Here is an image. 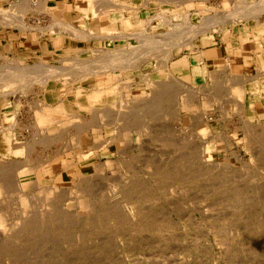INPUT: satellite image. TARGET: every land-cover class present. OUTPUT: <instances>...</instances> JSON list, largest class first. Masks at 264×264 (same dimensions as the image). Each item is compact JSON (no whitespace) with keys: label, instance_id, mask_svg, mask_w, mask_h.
I'll return each mask as SVG.
<instances>
[{"label":"rangeland","instance_id":"obj_1","mask_svg":"<svg viewBox=\"0 0 264 264\" xmlns=\"http://www.w3.org/2000/svg\"><path fill=\"white\" fill-rule=\"evenodd\" d=\"M17 1L8 0V3L23 19L6 15L10 22L6 16L3 18L11 25H18L19 21L23 26L25 13L18 10L26 0ZM46 1L41 5L35 3L37 6L32 8L47 7L43 6ZM92 1L89 3L91 25L82 31L68 24L76 32L81 31L77 36L70 35L74 40L72 46H61V37L56 31L58 44L50 53L44 45L45 55L31 60L0 55V75H3L0 79L7 82L0 88V167L6 169L0 168V173L3 172L0 174V264H264V102H256L259 97L264 100V81L240 71V75L233 76V71L226 70L230 75L221 72L192 84L169 72L179 55L192 50L198 36L220 30L228 33L240 23L252 26L264 23V8L255 17L249 12L237 22L216 23L221 13L234 12L241 2L252 7L255 6L252 3H258L257 7L261 0H229L227 8L223 7V0L187 3L170 0V4L143 0V5L153 7L146 14L136 12L130 4L132 0H121L120 15L115 11L118 6L115 0L98 1L95 8ZM61 22L65 23L58 21ZM199 23L209 28L201 29L192 44L181 47L178 55L172 56L173 36L163 41L149 40L153 34L174 32L175 26L191 27ZM104 33H114L116 39L86 40L87 34ZM144 34H147L145 38ZM76 39H83L86 45L76 46ZM102 51L106 53L101 57ZM154 52H158L156 56ZM108 65L117 70H107ZM131 66H138L137 71L124 68ZM31 72L38 73V81L36 75H29ZM17 75L24 78L26 88H12L21 82ZM252 79L259 86L247 92L245 83ZM173 81L178 84L173 85L175 88ZM163 83L165 88H158ZM218 83L220 87L227 85L224 91ZM63 89L68 96L72 92V98L85 107L104 108L90 114L86 108L65 106L61 101L65 96ZM94 89L102 95L99 101L91 98ZM168 91L175 95L170 97L173 93ZM160 94L168 103L157 97ZM146 100L153 103L152 107L144 104ZM162 105L164 110H160ZM47 109L55 121L42 118V122L50 124L44 132L38 118ZM117 119L122 120L118 123ZM78 124L82 125L80 129ZM47 135L53 143L47 141ZM50 187L55 192L50 193Z\"/></svg>","mask_w":264,"mask_h":264},{"label":"crops","instance_id":"obj_2","mask_svg":"<svg viewBox=\"0 0 264 264\" xmlns=\"http://www.w3.org/2000/svg\"><path fill=\"white\" fill-rule=\"evenodd\" d=\"M23 1L19 0L16 3H22ZM90 1L47 0L45 10L38 6L35 9L32 8L25 12L24 21L32 28L22 26L21 24L11 25L8 22L9 20H5L3 15H9V18L15 17L18 19H21L23 16L16 14L10 9L11 6L8 0L1 1L0 55L18 57L21 60H31L39 55H45L44 45L48 47L47 51L50 53L49 36H51L50 32L61 28L57 27L58 21H64L65 24H73L80 29H85L87 25H91L90 22L93 23L89 6ZM98 1L104 2L108 0H93L92 2L94 4L92 7ZM115 1L116 5H118L115 10L116 14L120 15L122 12L120 13L119 4H122V2L121 0ZM33 2L39 4L42 0H33ZM143 2V0H132L130 4L136 9V12L151 13L150 11L153 10V7L151 5L147 6V4L143 5ZM38 27H42V30ZM225 30H228V28ZM225 30L223 31L226 32ZM59 34V37H61V46L68 48L74 44L72 36L64 31L62 33L59 32ZM75 45L78 47L84 46L86 42L83 39H77ZM192 50L183 52L175 60L178 64L174 67V73L186 82L197 84L203 78L211 75L217 76L218 72L223 71L227 76L228 74L230 75V72L226 70L234 71L236 74L232 72L231 75L233 76L240 75L238 73L239 71L243 75H253L255 77L257 75L255 79L264 81V73H262L264 72V23L256 26L248 25V23H240L231 28V30L229 29L228 33H222L221 31L198 37L194 40ZM222 64L223 67H220ZM224 67L226 69H223ZM257 71L259 74H257ZM245 86L247 92H253L254 88L256 89L258 87V84L252 79L248 80ZM1 111L2 109H0V117ZM5 121L6 119L2 122Z\"/></svg>","mask_w":264,"mask_h":264},{"label":"bare ground","instance_id":"obj_3","mask_svg":"<svg viewBox=\"0 0 264 264\" xmlns=\"http://www.w3.org/2000/svg\"><path fill=\"white\" fill-rule=\"evenodd\" d=\"M43 1V0H42ZM149 1V0H148ZM184 2H190V0H183ZM224 1V4H223V7H225V8H227V6H228V3L227 2H229V0H223ZM261 1H263V0H261ZM261 1H259V5L256 7V4H258V3H252L253 5H255V6H250V4L249 3H242L241 2V6H240V8L239 9H236V10H233L234 12H223V13H221L220 14V18L218 19L217 18V21H216V23H218V24H223V23H227V22H237V20H238V18L239 17H241V16H244L245 15V13H249V12H253L254 13V17H255V14H257L258 12H259V10L260 9H262V8H264V2H262L261 3ZM33 2V1H32ZM30 3V2H28L27 0L21 5L22 7L20 8L19 7V10L18 11H20V12H24L25 13V10L27 9H32V7L34 6V5H36L37 6V4H35V3ZM107 2V1H106ZM111 2V1H110ZM162 2H168L169 4H170V0H162ZM195 2V1H194ZM119 3V2H118ZM159 3H160V1H159ZM203 3V2H202ZM40 4V3H39ZM42 4V3H41ZM40 4V5H41ZM180 4H182V3H180ZM191 4V3H190ZM240 4V3H239ZM243 4V5H242ZM109 5V4H108ZM108 5L106 4L105 6L106 7H108ZM149 5V4H148ZM174 5V4H173ZM19 6V5H18ZM43 6H46V3H44L43 4ZM99 6V5H98ZM97 6V7H98ZM123 5H121L120 6V10H121V7H122ZM126 6V5H125ZM175 6V5H174ZM195 6V5H194ZM204 6V5H203ZM113 7V6H112ZM118 7V6H117ZM127 7V6H126ZM125 7V8H126ZM173 7V6H172ZM176 7V6H175ZM188 7H189V5H188ZM201 7V6H200ZM95 8V7H94ZM103 7H101V10H103L102 9ZM124 8V7H123ZM202 8V7H201ZM225 8H224V10H225ZM33 9H35V8H33ZM46 9V7H44V9L43 10H45ZM213 9H214V7H213ZM96 10V9H95ZM182 10V9H181ZM180 10V11H181ZM204 10V9H203ZM15 11V10H14ZM34 11V10H33ZM92 11H94V9H92ZM104 11V10H103ZM19 12V13H20ZM35 12V11H34ZM39 12V11H38ZM89 12V11H88ZM101 12V11H100ZM261 12V11H260ZM94 13V12H93ZM97 13V12H96ZM101 13H103V12H101ZM100 13V14H101ZM109 13V12H108ZM132 13V12H131ZM215 13H217V11L215 12ZM18 14V13H17ZM21 14H23V13H21ZM99 14V15H100ZM105 14V13H104ZM244 14V15H243ZM259 14V13H258ZM25 15V14H24ZM43 15V14H42ZM98 15V16H99ZM176 15H178V14H176ZM219 15V14H218ZM217 15V16H218ZM250 15H252V14H250ZM4 16H6V15H4ZM49 16V15H48ZM96 16V15H95ZM104 16V15H103ZM180 16V15H179ZM102 17V16H101ZM5 18V17H4ZM6 18H8L7 16H6ZM11 18V17H10ZM33 18V17H32ZM44 18V17H43ZM93 18H95V17H93ZM182 18V17H181ZM184 18V17H183ZM182 18V19H183ZM190 18V17H189ZM210 18H213V17H210ZM252 18H253V15H252ZM9 19V18H8ZM8 19H7V21H8ZM14 19V18H13ZM108 19V18H107ZM159 19H160V16H159ZM186 19V18H185ZM244 19H246V18H244ZM249 19V18H248ZM10 20V19H9ZM109 20V19H108ZM188 20V19H187ZM200 20V19H199ZM207 20V19H206ZM12 20H10V22H11ZM18 21V20H17ZM115 21V20H114ZM160 21H161V19H160ZM189 21V20H188ZM210 21V20H209ZM212 21V20H211ZM245 21V20H244ZM9 22V21H8ZM105 22V21H104ZM162 22H163V20H162ZM259 22V21H258ZM18 24H19V21L17 22ZM16 23V24H17ZM22 23V22H21ZM141 23V22H140ZM202 23H204V22H202ZM209 22H207L206 24H208ZM213 23V22H212ZM38 24V23H37ZM136 24V23H135ZM189 24V23H188ZM199 24H201V23H199ZM210 24V27H211V23H209ZM208 24V25H209ZM215 24V23H214ZM22 25V24H21ZM25 27H27V23L25 22ZM45 25V24H44ZM70 25V24H69ZM68 24L66 25L65 23H62L61 22V24L60 23H58V26L57 27H61L60 29H58V30H56V28H55V30L56 31H58V32H60V33H62L63 31L64 32H66L68 35H75V36H77L78 34H77V32L79 31L78 30V28H77V32H76V30H74V29H76V28H74L73 27V25H71V27L69 26ZM177 25V24H176ZM208 25H205V24H201V25H198V26H192L191 25V27H179V26H175L176 28V30L173 32H164L163 34H161V33H158V34H161V35H150V37H149V35L147 36V38L149 37V40L150 39H152L153 41L155 40V41H157V40H160L161 39V41H163V38H165V39H168L169 37H172L173 36V38L175 39L174 41V43L173 44H175L173 47H172V49H171V52H173L172 53V56H174V55H178L179 53H180V50H181V47H183V46H187V45H191L192 44V40H193V38H195V36L197 35V34H199L198 32L201 30V29H204L205 28V26H208ZM215 26H216V24H215ZM230 26V25H229ZM28 27H30V25L28 26ZM34 27V26H33ZM50 27V26H49ZM222 27H224V26H222ZM24 28V27H23ZM39 28V27H38ZM37 28V29H38ZM42 28V27H41ZM41 28H39L40 30H42ZM52 28V27H51ZM111 28V27H110ZM136 28V27H135ZM208 28H209V26H208ZM26 29V28H25ZM35 29V28H34ZM207 29V28H206ZM220 29V28H219ZM218 29V30H219ZM80 30H82V29H80ZM43 31H45V30H43ZM56 31H52V32H50L51 33V36H50V43H49V45H50V50L52 49V51H53V49L57 46V44H58V42H57V39H56ZM83 31V30H82ZM92 31V30H91ZM132 31V30H131ZM209 31V30H208ZM79 32H81V31H79ZM85 32H86V30H85ZM85 32H83V33H85ZM88 32V31H87ZM93 32V31H92ZM200 32H202V31H200ZM205 32H206V30H205ZM220 32H221V30H220ZM103 33V32H102ZM80 35H81V33H80ZM145 35V34H144ZM143 35V36H144ZM147 35V34H146ZM146 35L144 36V38L146 37ZM204 35V34H203ZM84 36V35H83ZM130 36V35H129ZM128 36V37H129ZM141 37V36H140ZM199 37V36H198ZM106 38H108V39H116V34H114V33H104V34H100V35H94V34H91V35H88L87 34V37H86V40H91V39H96V40H98V39H106ZM119 38V37H118ZM136 38V37H135ZM137 38H139V37H137ZM143 39V38H142ZM77 40V39H76ZM147 41H148V39H146ZM111 41V40H110ZM136 41V40H135ZM165 41V40H164ZM173 41V40H172ZM192 41V42H191ZM168 42H169V40H168ZM171 42V41H170ZM113 43V42H112ZM148 43V42H147ZM147 43H145V44H147ZM142 44H143V41H142ZM152 44H153V42H152ZM139 45H141V41H140V44ZM151 45V44H150ZM156 45V44H155ZM164 45H168V43L166 44H164ZM113 46V45H112ZM153 46V45H152ZM159 45L157 44V47H158ZM163 46V45H162ZM90 47V46H89ZM89 47H87V48H89ZM109 47H111V46H109ZM138 46H136V48H137ZM165 46H163V50L165 49L164 48ZM190 47V46H189ZM117 48V47H116ZM155 48V47H154ZM114 49V48H113ZM122 49H124V48H122ZM126 49V48H125ZM139 49V48H138ZM145 49V48H144ZM156 49V48H155ZM161 49V48H160ZM83 50V49H82ZM93 50V49H92ZM131 50H133V48L131 49ZM152 50V49H151ZM154 50V49H153ZM167 50V49H166ZM57 51H59V50H57ZM81 51V50H80ZM130 51V50H129ZM143 51V50H142ZM148 51V50H147ZM150 51V50H149ZM191 51H193V50H191ZM100 52V51H99ZM103 52V51H102ZM112 52V51H111ZM160 52V51H159ZM166 52H168V53H166L167 55L170 53V50L169 51H166ZM66 53V52H65ZM104 53V52H103ZM102 53V54H103ZM106 53V52H105ZM105 53L103 54V55H101V57L102 56H105ZM114 53V52H113ZM144 53V52H143ZM146 53V52H145ZM152 53V52H151ZM155 53V55L154 56H156V54L158 53H156V52H154ZM160 53H162V52H160ZM165 53V52H164ZM75 54V53H74ZM78 54V53H77ZM257 54V53H256ZM121 54H118V56H120ZM147 55H148V53H147ZM153 55V54H152ZM164 55V54H163ZM70 56V55H69ZM68 56V57H69ZM142 56H144L143 54H142ZM171 56V57H172ZM74 57H75V55H74ZM77 57V56H76ZM94 57V56H93ZM93 57H92V59H93ZM99 57H100V55H99ZM108 56H106V58H107ZM146 57V56H145ZM162 57V56H161ZM71 58V57H70ZM78 58V57H77ZM76 58V59H77ZM142 58V57H141ZM150 58V57H149ZM75 59V58H74ZM79 59V58H78ZM91 59V60H92ZM128 59V58H127ZM130 59V58H129ZM139 59V58H138ZM168 59H169V57H168ZM90 60V61H91ZM113 60V59H112ZM121 60H122V58H121ZM140 60V59H139ZM138 60V61H139ZM143 60V59H142ZM157 60L159 61V60H161V58L159 59V58H157ZM157 60H156V62H157ZM44 61V60H43ZM58 61V60H57ZM82 61V60H81ZM94 61V60H93ZM93 61H91V62H93ZM96 61V60H95ZM100 61H101V59H100ZM144 61V60H143ZM165 61V60H164ZM164 61L163 62H160V63H162V65L164 64ZM186 61V60H185ZM45 62V61H44ZM119 62V61H118ZM125 62V61H124ZM127 62H129L128 60H127ZM167 62V61H166ZM224 62V61H223ZM227 62V61H226ZM69 62H67V64H68ZM142 63V62H141ZM159 63V62H158ZM159 63V64H160ZM169 63V62H168ZM216 63V62H215ZM218 63V62H217ZM220 63V62H219ZM228 63V62H227ZM66 64V65H67ZM72 64V63H71ZM136 64V63H135ZM178 64V62H175V63H173V65L171 66V68L169 69L170 71L169 72H171V73H174V67L176 66ZM80 65V64H79ZM138 65V64H137ZM186 65V64H185ZM218 65V64H217ZM227 65V64H226ZM24 66V65H23ZM26 66V65H25ZM37 66V65H36ZM45 66V65H44ZM43 66V67H44ZM50 66V65H49ZM86 66V65H85ZM84 66V67H85ZM111 66H115V65H111ZM161 66V65H160ZM228 66V65H227ZM30 67V66H29ZM48 67V66H47ZM59 67H61V66H59ZM107 67V66H106ZM108 67H109V65H108ZM149 67V66H148ZM157 67H158V64H157ZM182 67V66H181ZM220 67H223V64H222V66H220ZM229 67V66H228ZM44 68H46V67H44ZM55 68H58V67H56L55 66ZM78 68V67H77ZM125 69H127V70H130V71H137V69H138V66H131V67H124ZM155 68V67H154ZM216 68V67H215ZM225 68V67H224ZM260 68V67H259ZM63 69V68H62ZM68 69H70V68H68ZM67 69V70H68ZM82 69H83V67H82ZM81 69V70H82ZM120 69V68H119ZM165 69V68H164ZM218 69V68H217ZM226 69V68H225ZM43 70V69H42ZM42 70H37V71H39V72H41ZM47 70V69H46ZM80 70V69H79ZM84 70V69H83ZM92 70V69H91ZM95 70H98V68L96 69L95 68ZM107 70H113V71H116L117 70V68L115 67H109ZM158 70V69H157ZM216 70V69H215ZM1 71V70H0ZM89 71V70H88ZM93 71V70H92ZM260 71V70H259ZM2 72V71H1ZM14 72V71H13ZM78 72V71H77ZM86 72V71H85ZM97 72V71H96ZM120 72V71H119ZM123 72V71H122ZM224 72V71H223ZM234 72V71H233ZM258 72V71H257ZM256 72V73H257ZM20 73H21V71H20ZM126 73V72H125ZM219 73V72H218ZM221 73V72H220ZM225 73V72H224ZM262 73H264V72H262ZM21 74H23V73H21ZM24 74H25V72H24ZM37 72H31V74H29L30 76L32 75V76H34V75H36V76H34L36 79H37V81H38V77L39 76H37ZM65 74V73H64ZM100 74V73H99ZM106 74V73H105ZM223 74V73H222ZM257 74H259V72L257 73ZM16 75V74H15ZM26 75H27V73H26ZM93 75V74H92ZM211 75V74H210ZM226 75V74H225ZM224 75V76H225ZM256 75V74H255ZM260 75H262V74H260ZM18 77H16V78H19V79H21V82H18V86L17 87H12V88H15V90H18V89H20V88H26L25 86L27 85H24V78L21 76V75H17ZM20 76V77H19ZM51 76H53V75H51ZM83 76V75H82ZM81 76V77H82ZM172 76H174V75H172ZM212 76V75H211ZM222 76V75H221ZM3 78V75L1 74L0 75V78ZM5 77V76H4ZM113 77V76H112ZM167 77V76H166ZM213 77H214V75H213ZM226 77V76H225ZM247 77V76H246ZM256 77H257V75H256ZM255 76H254V78H256ZM29 78V77H28ZM40 78V77H39ZM124 78V77H123ZM122 78V79H123ZM148 78H149V76H148ZM148 78H147V81H148ZM211 78V77H210ZM249 78V77H248ZM247 78V79H248ZM252 78H253V75H252ZM72 79V78H71ZM111 79V78H110ZM117 79V78H116ZM168 79H170V78H168ZM212 79V78H211ZM217 79V78H216ZM223 78H221V81H223V80H225V79H223ZM227 79V78H226ZM236 79H238V78H236ZM244 79V78H243ZM246 79V78H245ZM246 79V80H247ZM54 80H56V79H54ZM119 80V79H118ZM176 80H177V78H176ZM209 80V79H208ZM232 79H230V81H231ZM20 81V80H19ZM29 81V80H28ZM81 81H82V79H81ZM96 81V80H95ZM154 81V80H153ZM170 81V80H169ZM169 81H168V83H169ZM178 81V80H177ZM213 81H215V80H212V83H214ZM233 81V80H232ZM243 81H245V80H243ZM29 82H32V80L31 81H29ZM171 82V81H170ZM182 82V81H181ZM227 82H229L228 80H227ZM261 82V81H260ZM6 83L7 82H5V79H0V88H2V86L5 84L6 85ZM49 83V82H48ZM69 83V82H68ZM159 83V82H158ZM157 83V84H158ZM161 83V82H160ZM167 83V82H166ZM175 83H176V81H175ZM180 83V82H179ZM185 83V82H184ZM184 83H183V85H184ZM209 83V82H208ZM215 83H216V81H215ZM234 83V82H233ZM236 83H239V82H236ZM67 84V83H66ZM111 84H113V83H111ZM156 84V83H155ZM170 84V83H169ZM169 84H166V85H169ZM181 84V83H180ZM32 85V84H31ZM34 85V84H33ZM48 85V84H47ZM97 85V84H96ZM173 85H177L178 86V84L176 83V84H174V81H173V84H172V87H174L175 88V86H173ZM214 85V84H213ZM219 85V83L217 84V86ZM223 85V84H222ZM221 85V86H222ZM225 85V84H224ZM230 85V84H229ZM260 85H261V83H260ZM24 86V87H23ZM52 86V85H51ZM71 86V85H70ZM79 86V85H78ZM94 86V85H93ZM105 86V85H104ZM115 86V85H114ZM153 86V85H152ZM159 86L160 87H158V88H161V89H164L165 87H164V83H163V86H161L160 84H159ZM188 86V85H187ZM215 87H216V85H214ZM225 86H227V85H225ZM224 86V87H225ZM231 86V85H230ZM234 86H235V84H234ZM259 86V85H258ZM262 86H263V84H262ZM43 87V86H42ZM89 87V86H88ZM130 87V86H129ZM150 87V86H149ZM168 87V86H167ZM171 87V86H170ZM184 87V86H183ZM219 87H220V85H219ZM223 87V86H222ZM222 87H220V88H222ZM224 87L222 88V90L224 89ZM236 87V86H235ZM244 87V86H243ZM10 88V87H9ZM48 88V87H47ZM46 88V89H47ZM51 88V87H50ZM186 88V87H185ZM206 88V87H205ZM229 88V87H228ZM30 89V88H29ZM45 89V90H46ZM92 89V88H91ZM109 89V88H108ZM108 89H107V91H108ZM178 89V88H177ZM190 89V88H189ZM199 89H200V87H199ZM201 89H203V88H201ZM200 89V90H201ZM218 89V87L216 88V90ZM263 89V88H262ZM14 90V91H15ZM39 90V89H38ZM72 90V89H71ZM95 90V89H94ZM102 90H103V88H102ZM101 90V91H102ZM105 90H106V88H105ZM110 91H111V89H109ZM153 90V89H152ZM151 90V91H152ZM167 90L168 89H166V91L165 92H167ZM180 90V89H179ZM192 90V89H191ZM191 90H189V92L191 91ZM204 90H207V89H204ZM211 90V89H210ZM215 90V91H216ZM245 90V89H244ZM104 91V90H103ZM110 91H108V92H110ZM112 91H113V89H112ZM111 91V92H112ZM154 91H156V90H154ZM157 91L159 92V90L157 89ZM171 91V90H170ZM170 91H168V92H170ZM173 91V90H172ZM174 91H176V90H174ZM187 91H188V89H187ZM203 91V90H202ZM218 91H219V89H218ZM217 91V92H218ZM224 91V90H223ZM259 91V90H258ZM261 91V90H260ZM67 92V90H64L63 89V91H62V94L64 95L65 94V96L61 99V101H62V103H64L65 104V106L67 105V106H69V107H75L76 109H81V110H83V109H85L87 112H89L90 114H91V111L93 112L94 111V113H95V111H96V109H101L103 106H101V107H97L96 109H93L91 106H89V105H87V107H85V105L84 104H81V102H78V100L77 99H75V97H73L72 98V96H74V95H71L72 94V92H70L71 94H69V96H68V94L66 93ZM69 92V91H68ZM85 92V91H84ZM87 92V91H86ZM107 92V94H109ZM115 92V91H114ZM117 92V91H116ZM128 92V91H127ZM126 92V93H127ZM162 92H163V90H162ZM192 92H194V89H193V91ZM197 92V91H196ZM205 92H207V91H205ZM209 92V91H208ZM212 92V91H211ZM231 92V91H230ZM235 92V91H234ZM233 92V93H234ZM237 92V91H236ZM246 92V91H245ZM244 92V93H245ZM103 94H104V92H102ZM152 93V92H151ZM160 93H161V91H160ZM171 93V92H170ZM173 93V92H172ZM171 93V94H172ZM259 93H261V92H259ZM51 94V93H50ZM112 94V93H111ZM118 94V93H117ZM157 94H159V93H157ZM170 94V95H171ZM189 94V93H188ZM203 94V93H202ZM205 94V93H204ZM211 94V93H210ZM213 94V93H212ZM215 94V93H214ZM219 94V93H218ZM228 94V93H227ZM71 95V96H70ZM85 95V94H84ZM90 95V94H89ZM153 95L154 94H152V97H153ZM165 95V94H164ZM169 95V96H170ZM175 95V93H173V95L172 96H170V97H173ZM223 95V94H222ZM101 93L99 92V91H97V90H95V92H93L92 94H91V98L92 99H94V100H96V101H99V97L101 98ZM154 96H156V94L154 95ZM166 96V95H165ZM168 96V95H167ZM189 96V95H188ZM207 96V95H206ZM221 96V95H220ZM52 97V96H51ZM79 97H81L80 95H79ZM117 97V96H116ZM135 97H137V96H135ZM140 97V96H139ZM157 97H159V99L161 98V94H160V96H157ZM157 97L155 98V99H157ZM185 97H187V95L185 96ZM210 97V96H209ZM213 97V96H212ZM229 97V96H228ZM230 97H232L231 95H230ZM20 98V97H19ZM87 98V97H86ZM115 98V97H114ZM151 98V97H150ZM175 98V97H174ZM206 98H208V97H206ZM214 98V97H213ZM48 99V98H47ZM59 99V98H58ZM88 99L90 100V98H89V96H88ZM142 99H145V97L144 98H142ZM147 99H149V98H147ZM152 99V98H151ZM159 99L157 100V101H159ZM162 99V101H164L163 99H165L164 97L163 98H161ZM167 99H168V97H167ZM184 99V98H183ZM234 99V98H233ZM169 101H171L172 99H168ZM167 100V101H168ZM227 100H230V98L228 99L227 98ZM43 101V100H42ZM53 101V100H52ZM95 101V102H96ZM142 101V100H141ZM156 101V102H157ZM161 101V102H162ZM185 101V100H184ZM183 101V102H184ZM232 101V100H231ZM245 102H246V100H244ZM60 102V101H59ZM92 102H93V100H92ZM116 102H117V100H116ZM126 102H127V100H126ZM138 102V101H137ZM140 102V101H139ZM145 102V101H144ZM153 102V101H152ZM164 102H166V99H165V101ZM200 102V101H199ZM224 102V101H223ZM256 102H264V100H262L260 97L258 98V99H256ZM121 103V102H120ZM128 103V102H127ZM131 103V102H130ZM133 103V102H132ZM131 103V105H133ZM166 103H168V102H166ZM195 103H198L197 101L195 102ZM58 104V103H57ZM110 104V103H109ZM126 104V103H125ZM124 104V105H125ZM129 104V103H128ZM135 104V103H134ZM143 104V103H142ZM141 104V105H142ZM144 104H149V106H150V104H153V103H150V102H148L147 100H146V102L144 103ZM143 104V105H144ZM169 104H171V103H169ZM184 104V103H183ZM190 104V103H189ZM193 104V103H192ZM198 104H200V103H198ZM197 104V105H198ZM236 104V103H235ZM240 104V103H239ZM44 105V104H43ZM46 105V104H45ZM49 105V104H48ZM115 105V104H114ZM122 106H123V104H121ZM136 105V104H135ZM135 105H133L134 107H135ZM154 105H157V103L156 104H154ZM153 105V106H154ZM159 105H160V103H159ZM237 105V104H236ZM61 106V105H60ZM89 106V107H88ZM106 106V105H105ZM127 106H129V105H127ZM144 106H146V105H144ZM163 106V105H162ZM50 107H52V106H50ZM112 107V106H111ZM142 108H143V106H141ZM150 107H152V106H150ZM160 107H161V105H160ZM160 107H158L157 106V109L158 108H160ZM169 107V106H168ZM237 107H238V105H237ZM263 107V106H262ZM36 108H38V106L36 107ZM104 108V107H103ZM116 108V107H115ZM123 108V107H122ZM122 108H120V109H122ZM129 108V107H128ZM132 108V107H131ZM141 108V109H142ZM147 109H148V105H147V107H146ZM264 108V107H263ZM111 109H113V107L112 108H110V111H111ZM124 109V108H123ZM137 109H138V106H137ZM136 109V110H137ZM145 109V108H144ZM146 109V110H147ZM166 109H167V107H166ZM165 109V110H166ZM169 109V108H168ZM172 109V108H171ZM170 109V110H171ZM178 109V108H177ZM239 109H240V107H239ZM63 110H64V108H63ZM102 110V109H101ZM115 110V109H114ZM126 110V109H125ZM131 110V109H130ZM134 110H135V108H134ZM134 110H132L133 112H134ZM151 110H152V108H151ZM150 110V111H151ZM159 110V109H158ZM160 110H164V106H163V108L162 109H160ZM180 110H181V108H180ZM183 110H185V109H183ZM254 110H255V107H254ZM253 110V111H254ZM75 111H77V110H75ZM116 111H118V110H115L114 112H116ZM123 111V110H122ZM138 111H139V109H138ZM143 111V110H142ZM36 112V111H35ZM104 112H105V110H104ZM114 112H112V113H114ZM121 112V111H120ZM124 112V111H123ZM126 112H127V110H126ZM126 112H124V113H126ZM128 112H129V110H128ZM140 112H141V110H140ZM157 111H155V113H156ZM41 113V112H40ZM63 113V112H62ZM75 113V112H74ZM93 113V114H94ZM106 113V112H105ZM111 113V114H112ZM165 113V112H164ZM241 113V112H240ZM72 114H73V112H72ZM103 115H105L104 113H102ZM101 114V115H102ZM117 114V113H116ZM123 113H121V115H122ZM145 114H147V113H145ZM148 114H150V112H148ZM40 115V118H38V122H40V124H41V127H42V129L44 130V132H47L48 130H49V126H50V124H46V122H42L43 120H42V118H47V119H52V120H54L55 118L54 117H52V118H50L51 116H50V113H49V109H47V110H44L43 111V113H41V114H39ZM38 115V116H39ZM55 115V114H54ZM108 115V114H107ZM110 115V114H109ZM115 115V114H114ZM114 115H112V117L114 116ZM118 115V114H117ZM127 115V114H126ZM161 115V114H160ZM57 116V115H56ZM68 116H69V114H68ZM67 116V117H68ZM87 116H89V115H87ZM93 116V115H92ZM95 116H96V114H95ZM94 116V117H95ZM111 116V115H110ZM119 116V115H118ZM132 115H130V117H131ZM232 116V115H231ZM230 116V117H231ZM73 117V116H72ZM90 117V116H89ZM97 117V116H96ZM99 117V116H98ZM105 117H106V115H105ZM192 117V116H191ZM197 117H199V116H197ZM239 117H240V115H239ZM80 118V117H79ZM79 118H78V120H79ZM84 118V117H83ZM82 118V119H83ZM123 118H124V116H123ZM134 118H136V117H134ZM203 118V117H202ZM201 118V119H202ZM241 118H242V116H241ZM240 118V119H241ZM244 118V117H243ZM81 119V118H80ZM90 119H92V118H90ZM106 119H107V117H106ZM114 119V117L111 119V120H113ZM128 119V118H127ZM204 119V118H203ZM212 119H214V118H212ZM58 120H60V119H58ZM70 120V119H69ZM76 120V119H75ZM86 120H87V118H86ZM85 120V121H86ZM120 120H122V119H117L116 121H118V123L120 122ZM125 120V119H124ZM244 120V119H243ZM47 121V120H46ZM55 121V120H54ZM62 121V120H61ZM80 121H82V120H80ZM91 121V120H90ZM94 121H96L97 123L96 124H98L99 122H98V120H96V118H95V120ZM135 121V120H134ZM197 121V120H196ZM198 121H199V118H198ZM201 121V120H200ZM205 121V120H204ZM88 122V121H87ZM111 122H114L115 123V121H111ZM45 123V124H44ZM49 123V122H48ZM57 123V122H56ZM114 123H112L113 125H114ZM117 123V122H116ZM117 123V124H118ZM137 123V122H136ZM249 123V122H248ZM71 124H73V123H71ZM77 124V123H76ZM82 124V123H81ZM80 124V125H81ZM89 124V123H88ZM102 124H104V123H102ZM121 124V123H120ZM207 124V123H206ZM79 125V124H78ZM77 125V126H78ZM79 125V127H78V129H80V127L83 125H81L80 126ZM87 125V123L85 124L84 123V127ZM101 124H99V126H100ZM109 125V124H108ZM108 125H105V126H108ZM111 125V124H110ZM109 125V126H110ZM208 125V124H207ZM251 125V124H250ZM88 126V125H87ZM93 126H94V124H93ZM99 126H97V127H99ZM108 126V127H109ZM112 126V125H111ZM116 126H118V125H116ZM115 126V127H116ZM247 126V125H246ZM63 127V126H62ZM72 127H73V125H72ZM124 127V126H123ZM127 127V126H126ZM129 127V126H128ZM69 128V127H68ZM89 128H90V125H89ZM105 128V127H104ZM246 128H248V127H246ZM8 129V128H7ZM66 129V128H65ZM109 129H110V127H109ZM112 129V128H111ZM115 129V128H114ZM118 128L116 127V130H117ZM208 129H210V128H208ZM73 130V129H72ZM82 130H84V129H82ZM120 130V129H119ZM125 130H127V129H125ZM162 130V129H161ZM217 130V129H216ZM250 130V129H249ZM9 131H11V130H9ZM68 131V130H67ZM109 131V130H108ZM124 131V130H123ZM251 131V130H250ZM62 132V131H61ZM66 132V131H65ZM72 132V131H71ZM78 132H80V131H78ZM77 132V133H78ZM115 132V131H114ZM120 132H122V131H120ZM262 132H263V130H262ZM11 133V132H10ZM93 133V132H92ZM104 133V132H103ZM5 134V133H4ZM8 134V133H7ZM59 134H61V133H59ZM57 135H58V133H57ZM109 135V134H108ZM45 136V135H44ZM63 136V135H62ZM75 136H76V134H75ZM91 136V135H90ZM104 136V135H103ZM264 136V135H263ZM47 137V141L49 142V140H50V138L48 137V135L46 136ZM45 137V138H46ZM51 137V136H50ZM55 137V136H54ZM106 137V136H105ZM110 137V136H109ZM113 137V136H112ZM250 137H251V135H250ZM53 138V137H52ZM56 138H57V136H56ZM56 138H54V139H56ZM60 138V137H59ZM58 138V139H59ZM63 138V137H62ZM252 138H254L253 136H252ZM13 139V138H12ZM49 139V140H48ZM58 139H56V141L58 140ZM75 139V138H74ZM105 139V138H104ZM107 139V138H106ZM251 139V138H250ZM45 140V139H44ZM80 140V139H79ZM169 140V139H168ZM262 140H264V137H262ZM59 141V140H58ZM81 141V140H80ZM101 141V140H100ZM99 141V142H100ZM215 141V140H214ZM248 141V140H247ZM253 141V140H252ZM258 141V140H257ZM1 142V141H0ZM36 142V141H35ZM40 142V141H39ZM38 142V143H39ZM45 142H46V140H45ZM94 142V141H93ZM122 142V141H121ZM47 143V142H46ZM49 143H53L52 141L51 142H49ZM56 143V142H55ZM115 143V142H114ZM123 143V142H122ZM247 143V142H246ZM249 143V142H248ZM247 143V144H248ZM21 144V143H20ZM42 144V143H41ZM48 144V143H47ZM97 144H98V142H97ZM101 144V143H100ZM259 144V143H258ZM33 145H34V142H33ZM39 145V144H38ZM45 145V144H44ZM22 146V145H21ZM46 146V145H45ZM48 146V145H47ZM51 146V145H50ZM85 146V145H84ZM118 146H119V143H118ZM96 147V146H95ZM94 147V148H95ZM98 147V146H97ZM141 147V146H140ZM25 148V147H24ZM36 148V147H35ZM63 148V147H62ZM73 148V147H72ZM87 148H89L88 147V145H87ZM92 148V147H91ZM18 149V148H17ZM71 149V148H70ZM97 149V148H96ZM105 149V148H104ZM142 149V148H141ZM231 149V148H230ZM22 150H23V148H22ZM35 150V149H34ZM95 150V149H94ZM57 151V150H56ZM231 151V150H230ZM62 152V151H61ZM94 152V151H93ZM117 152H118V150H117ZM232 152V151H231ZM58 153V152H57ZM56 153V154H57ZM63 153V152H62ZM29 154V153H28ZM76 154L78 155V152H76ZM80 154V153H79ZM95 154V153H94ZM234 154V153H233ZM232 154V155H233ZM203 155V154H202ZM80 156H82V155H80ZM182 156V155H181ZM88 157H86V158H82V161L83 160H85V159H87ZM101 158V157H100ZM54 159V158H53ZM173 160V159H172ZM102 161V160H101ZM2 162H4V161H2ZM1 162V163H2ZM10 162V161H9ZM14 162V161H13ZM42 162V161H41ZM176 162V161H175ZM17 163V162H16ZM39 163H40V161H39ZM7 164H10V163H7ZM6 164V165H7ZM43 164V163H42ZM111 164V163H110ZM173 164V163H172ZM2 165L4 166V164L2 163ZM25 165V164H24ZM32 165H33V163H32ZM176 165V164H175ZM178 165V164H177ZM188 165V164H187ZM21 166H22V164H21ZM40 166V165H39ZM179 166V165H178ZM264 166V165H263ZM5 167V166H4ZM176 167V166H175ZM181 167V166H180ZM180 167H179V170H180ZM1 169H5V168H2V167H0ZM6 168H9V167H6ZM22 168V167H21ZM29 168V167H28ZM31 168H32V166H31ZM35 168H36V166H35ZM163 168H165V167H163ZM169 168V167H168ZM172 168V167H171ZM19 169V168H18ZM37 169V168H36ZM61 169V168H60ZM95 169V168H94ZM173 169V168H172ZM171 169V170H172ZM6 170V169H5ZM9 170H11V169H9ZM45 170V169H44ZM77 170V169H76ZM4 171V170H3ZM33 171H34V169H33ZM78 171V170H77ZM161 171H162V169H161ZM166 171V170H165ZM168 171V170H167ZM166 171V172H167ZM177 171V170H176ZM158 172V171H157ZM1 173H3V172H1ZM0 173V174H1ZM51 173V172H50ZM87 173V172H86ZM159 173H160V171H159ZM165 173V172H164ZM168 173V172H167ZM169 173H170V171H169ZM168 173V174H169ZM174 173V172H173ZM172 173V174H173ZM7 174V173H6ZM157 174V173H156ZM175 174V173H174ZM173 174V175H174ZM178 174V173H177ZM8 175V174H7ZM167 175V174H166ZM166 175H164V176H166ZM172 175V176H173ZM181 175V174H180ZM179 175V176H180ZM59 176V175H58ZM85 176H86V174H85ZM155 177H156V175H155ZM49 178V177H48ZM157 178V177H156ZM35 179V178H34ZM117 179V178H116ZM179 179H181L180 177H179ZM81 180V179H80ZM91 180V179H90ZM161 180V179H160ZM170 180V179H169ZM178 180V179H177ZM156 181H157V179H156ZM84 182V181H83ZM158 182H159V180H158ZM173 182V181H172ZM177 182V181H176ZM21 183V182H20ZM168 183V182H167ZM90 184V183H89ZM154 186V185H153ZM62 187V186H61ZM42 188V187H41ZM51 188V187H50ZM55 188H57V186L55 187ZM65 189V188H64ZM83 190V189H82ZM85 190V189H84ZM42 192H43V190H42ZM53 192H55V191H53V187L50 189V193H53ZM85 192V191H84ZM91 192V191H90ZM61 195V194H60ZM31 197V196H30ZM89 197V196H88ZM52 199V198H51ZM91 199V198H90ZM50 201V200H49ZM93 203V202H92ZM24 204V203H23ZM1 214V213H0ZM143 214V213H142ZM2 216V215H1ZM39 217V216H38ZM143 217V216H142ZM144 217H146V216H144ZM1 218V217H0ZM3 218V217H2ZM61 218V217H60ZM23 222V221H22ZM17 223H19V222H17ZM42 231V230H41Z\"/></svg>","mask_w":264,"mask_h":264}]
</instances>
